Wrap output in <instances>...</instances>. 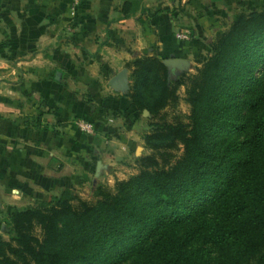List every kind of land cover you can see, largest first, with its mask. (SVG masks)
<instances>
[{
  "label": "trees",
  "instance_id": "1",
  "mask_svg": "<svg viewBox=\"0 0 264 264\" xmlns=\"http://www.w3.org/2000/svg\"><path fill=\"white\" fill-rule=\"evenodd\" d=\"M137 8L126 0L120 12ZM125 66L136 111L157 116L185 85L188 122L151 123L143 139L153 153L96 202L63 189L10 213L0 264H117L127 247L131 264H264V10L235 12L196 72L174 83L155 55ZM232 126L241 137L226 142ZM155 154L162 163L154 168Z\"/></svg>",
  "mask_w": 264,
  "mask_h": 264
},
{
  "label": "crops",
  "instance_id": "2",
  "mask_svg": "<svg viewBox=\"0 0 264 264\" xmlns=\"http://www.w3.org/2000/svg\"><path fill=\"white\" fill-rule=\"evenodd\" d=\"M124 1L81 0L72 8V0H0V204L5 210H14L22 199L47 196L78 174L65 170L67 156L76 164L85 148L75 116L94 126L86 142L99 156L105 154L104 143L123 136V127L145 115L108 85L127 61L173 54L189 64L201 62L208 47L204 38L220 16L228 18L237 6L257 0H128L138 8L123 17ZM186 30L188 40L176 38ZM58 81L86 87L95 105L82 107L81 97L68 94ZM40 101L46 111L37 108Z\"/></svg>",
  "mask_w": 264,
  "mask_h": 264
},
{
  "label": "rangeland",
  "instance_id": "3",
  "mask_svg": "<svg viewBox=\"0 0 264 264\" xmlns=\"http://www.w3.org/2000/svg\"><path fill=\"white\" fill-rule=\"evenodd\" d=\"M178 9H181V7H178ZM240 10L247 12L253 10H264V2L257 0L256 2L240 5L237 6L233 11H230L231 15H229L228 18L220 16V22H218L214 29L211 30L210 36L208 35L206 38H204V41L208 47L203 48L206 50V54H204L205 56L202 61L199 62L197 60V62L189 64V67L185 70L170 73L169 77L171 83H174L182 73L188 76L196 72V68L199 67L209 56L210 43L216 37V34L227 29L232 20L233 14ZM258 74L259 67H256L252 76H257ZM58 82H60L61 86L66 88L68 94L72 93L76 94L77 98L81 97L80 100L82 102V107H84L85 104L88 106L95 105L91 102L94 99L91 98V94L86 87L74 86L71 81ZM242 94L243 92H238V96ZM176 95L177 99L169 102V104L166 105L155 117L150 116L149 113L144 110L143 112L145 115L140 116L136 124H129L130 128H128L129 126L123 127L121 130V133L124 134L123 136L121 134L119 136L117 135L118 137L115 136L116 140L114 142L111 144L104 143L101 146L105 154L99 153V156L97 154H92L94 146L92 145L89 147L91 144L86 142V133L81 132L77 127V121L79 119L85 118H82L81 116H75L74 118L72 117V121L74 122L76 129H78V132L81 134L84 143L83 146H85V148H83V151L80 154L81 160H76V164H73V160L71 159L73 156H67L65 170L70 172L75 170V172L78 174L75 175V178L67 181L64 186L51 191L47 196L33 199H22L19 204H15L17 206H15L16 208L12 211L5 210L0 204V236L5 240H9L12 236V230L7 224V218L8 215L15 210L34 207L38 205L40 201H53L60 195L63 189H68L70 193L78 199H83L90 203H94L100 198L99 192L101 190L114 192L116 181L126 180L130 176L136 175L141 169L139 163L140 158L153 153L151 149L146 147L143 139V136L151 129V123L157 122L161 118L168 122H188L187 116L189 115L190 107L185 101V85H179L176 88ZM45 105V103L40 101L37 108L41 111H46L47 108ZM50 109L51 108H49V112L51 113L52 111ZM244 112V110L241 111V113ZM55 123H57L56 120H53V122L51 120L52 125ZM222 135L226 142L234 141L241 137V131L232 126L231 128L225 130ZM181 152V149L172 150L174 157L171 158V162H174L180 156ZM153 160L154 164L152 167H160L162 160L158 154H155ZM73 202H76V200H73ZM199 204H203V200H201ZM36 231L38 233V229ZM131 249L132 248L127 247L124 249L123 253H117L118 255L115 254L117 255L115 260L117 264H131L133 255L135 254Z\"/></svg>",
  "mask_w": 264,
  "mask_h": 264
},
{
  "label": "water",
  "instance_id": "4",
  "mask_svg": "<svg viewBox=\"0 0 264 264\" xmlns=\"http://www.w3.org/2000/svg\"><path fill=\"white\" fill-rule=\"evenodd\" d=\"M162 62L168 68L169 74L175 71L185 70L189 67V61L187 59L175 57L173 54L163 59ZM128 81V69L123 68L109 79L108 85L115 91L126 93L129 88Z\"/></svg>",
  "mask_w": 264,
  "mask_h": 264
},
{
  "label": "built area",
  "instance_id": "5",
  "mask_svg": "<svg viewBox=\"0 0 264 264\" xmlns=\"http://www.w3.org/2000/svg\"><path fill=\"white\" fill-rule=\"evenodd\" d=\"M81 0H72V8H74L76 5H78L80 3ZM176 38L179 40H188L190 37V32L189 30L186 31H179L175 34ZM77 127L79 128V130L83 133L86 134H91L94 131V126L92 125V123L90 121H87L85 119H79L77 121Z\"/></svg>",
  "mask_w": 264,
  "mask_h": 264
}]
</instances>
